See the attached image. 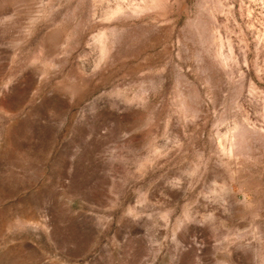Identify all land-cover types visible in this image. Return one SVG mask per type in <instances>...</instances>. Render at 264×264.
Returning <instances> with one entry per match:
<instances>
[{
    "label": "rangeland",
    "instance_id": "374dc122",
    "mask_svg": "<svg viewBox=\"0 0 264 264\" xmlns=\"http://www.w3.org/2000/svg\"><path fill=\"white\" fill-rule=\"evenodd\" d=\"M0 264H264V0H0Z\"/></svg>",
    "mask_w": 264,
    "mask_h": 264
}]
</instances>
